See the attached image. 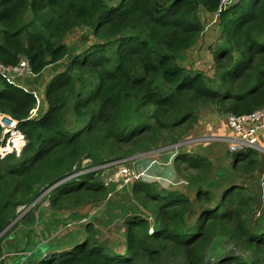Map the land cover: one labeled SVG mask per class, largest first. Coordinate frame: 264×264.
<instances>
[{"label": "trees", "instance_id": "obj_1", "mask_svg": "<svg viewBox=\"0 0 264 264\" xmlns=\"http://www.w3.org/2000/svg\"><path fill=\"white\" fill-rule=\"evenodd\" d=\"M221 1L0 0V62L16 65L26 56L37 77L50 66L63 69L47 82L33 118L35 95L0 76V114L17 120L27 141L10 130V146H25L20 157L0 156V234L19 216L20 206L31 205L47 190L53 210L48 218L39 208L31 229L20 222L11 226L0 239V263L6 252H13L10 256L20 264H155L171 257L182 264H208L207 254L219 235L240 244L250 257L234 252L218 258L217 264H264L261 188L258 182L252 184L247 194L244 182L235 183L234 172L264 171V161L254 149L234 153L227 169L212 166L206 157L178 155L177 171L191 179L184 190L162 192L133 183L144 207L154 210V228L150 232L143 208L132 201L130 207L119 208L110 217L118 215L119 223L124 222L123 251L91 242H102L95 219L98 210H106L110 218L108 210L117 202L116 183L96 182L93 172L69 178L85 158L103 165L139 149L148 151L169 138L178 141L202 106L224 115L252 113L264 106V0H241L221 12L204 35ZM76 28L85 31L87 42L94 39L87 49L82 40L67 42ZM217 35L220 39L213 47ZM207 46L213 62L206 71L214 70V76L184 61L194 48L205 52ZM35 77H26L25 84ZM2 129L0 124V140ZM186 170L200 173L190 177ZM103 201L107 205L86 215L77 211ZM73 207V223L88 220L81 227L86 240L60 245L59 251L45 249L50 251L45 256L25 255L29 249L24 232L33 233L41 222L47 223V233L62 228L65 214L60 211ZM33 220L32 212L22 223ZM18 227L24 232L11 234L3 244L4 236ZM18 241L25 245L6 250Z\"/></svg>", "mask_w": 264, "mask_h": 264}, {"label": "rangeland", "instance_id": "obj_2", "mask_svg": "<svg viewBox=\"0 0 264 264\" xmlns=\"http://www.w3.org/2000/svg\"><path fill=\"white\" fill-rule=\"evenodd\" d=\"M235 3V2H233ZM239 4V3H238ZM237 4H233L229 7L235 6ZM216 19V14L209 18L207 21V24L205 25V30H204V35L207 34L208 30L211 29V24L215 22ZM85 31L80 28H76L74 32H72L68 36V43L77 41L79 42L80 40L83 41L82 46L83 49H87L92 43L94 42V39L91 37L89 39V42L86 41L85 37H83L85 34ZM218 36V35H217ZM216 36V37H217ZM85 39V40H84ZM220 37L218 36L217 40L214 42L213 47H216L218 44V40ZM203 42V39H200L198 44H201ZM200 47L197 45L195 48ZM193 49L191 52H189V58H186L185 63L189 67H193L192 69H198V70H208L207 68L211 66V63L213 62L212 57H209V53L211 50L210 46H207V50L205 52H200L198 49ZM63 71L62 67L56 68V65L50 66L49 70H45L43 74H41V77H35L31 79V83H28L26 85L22 84V87L32 89V91L37 92L38 95L44 93L46 90V84L47 82L52 78V76L55 73H59ZM207 75L214 76L215 71L211 72H205ZM39 106V111L40 107ZM35 108H38V103L35 106ZM34 108V109H35ZM42 109V108H41ZM43 111V110H42ZM218 112V111H217ZM215 110H213V107L211 106H202L199 109L198 112V117L196 118L197 122L195 121H190V123L187 124L186 128H183V136L180 137L182 139H185L189 136H192L197 128V125L201 121L200 128L205 129V132L203 133H213L214 131H210L209 127L212 124L213 120L212 117L216 116L217 118H221L222 121L221 123L225 124L226 126V118L227 115L220 114L219 112L217 113ZM7 115V114H4ZM4 117V116H3ZM11 117V116H10ZM33 118V117H31ZM4 118L0 117V123H4ZM2 121V122H1ZM2 136L0 140V156L2 158H5L7 154L9 153H16L18 157L21 156L22 149L24 146L19 149H14L12 146H14L13 143H11V139L13 138V133H22L24 138L25 134L23 133L22 130L19 129L18 124H15L13 127L10 128V130H14L13 133H10V131L7 132L6 126L2 125ZM221 128L225 129L226 127L222 126ZM228 131V126L226 128ZM217 133V131H215ZM228 133V132H227ZM181 139V140H182ZM26 138H25V144H26ZM176 142L172 141L171 138H169L167 141H161L159 145L152 147L148 151H141L140 149L138 153H135L131 156L122 158L120 160H116L113 162H109L103 165H97L92 162V159L87 158L82 161V167L80 170H76L74 175L72 174L69 178L74 177V176H81L86 173L93 172L94 173V178L93 180L96 182H103L105 185H111L112 183H116V192L113 195L114 200L118 202V207L116 206L117 202L113 206V204L110 206V210H108V213L110 211V214L108 217L112 216L113 213L117 214L119 212V208L122 206H127L130 207L132 204L130 203L131 201L135 204H137L139 207L143 208L144 217L149 219L150 221V232H153L154 228V210L153 208H146L144 207L141 199L138 197L137 193L133 192V183L139 182V183H146L149 185L154 186L157 190H160L162 192H168L171 189H175L174 187H180L179 189H186V185L189 180L184 176L180 175L179 172L176 169V159L175 155L172 152L173 144ZM12 145V146H10ZM196 147V146H199ZM172 146V147H171ZM11 147V150H7ZM195 147V148H194ZM182 153H186V155H190V157H206L208 160L212 162V166L215 167H224L227 169L232 162V153L228 151V147L226 143L216 141V142H211V143H201L198 145H194L191 149V151H186L184 150ZM257 154L261 160L264 161V154L260 153L257 151ZM195 157V158H196ZM262 157V158H261ZM205 168L212 172L213 169L209 166V164L205 160ZM186 167V165L184 166ZM146 171V174L144 173ZM230 171V170H229ZM255 171V170H254ZM251 172L247 175H242V173H238L237 171H234L235 174L237 175L233 179H230L229 181L235 180V183H243V185L247 187V190L245 189V192L247 194L251 193L250 190V185L256 184L258 182V185L261 188V197L263 199V203L261 204V207L264 205V171L261 170L260 168H257L255 172ZM186 172L189 174L190 177L195 176L196 174L200 173V171H188ZM232 172V171H231ZM233 173V172H232ZM179 177V179H183L186 181L183 185H175L176 180L175 178ZM238 176H243L245 181L242 179H239ZM172 181H169L171 180ZM61 182H59L60 184ZM107 183V184H106ZM242 185V186H243ZM144 187L143 185H140V188ZM169 189V190H168ZM50 200L49 198V190L45 191L40 197L31 205L28 206H20L18 208L19 211V216L13 221V223L4 231L0 234V239L3 237V235L9 230V228L15 224H22V228H27L31 229V227H34L38 221V211L39 208L45 209V217H53V210L50 209ZM120 202V203H119ZM108 203V202H107ZM105 201H103L101 204H92L84 206V207H73V209H66L60 211L61 213L65 214L64 218L65 220L63 221L62 228H52L50 232L47 233L46 231V226L47 223H38L39 226H37V230L34 231L33 233H25L24 231L20 230V227H18L15 231H10L8 234L4 236V241L2 242L5 244L8 239V237L15 233V232H24L23 238L26 239V244H28L27 248L29 251L25 255H29L30 253H34V256L41 254L43 255L46 250H61L60 245L63 244H71L74 246L77 243L83 242L86 240V234L84 228L82 229V224L84 222H71V216L74 210L77 209L79 210L80 214L86 215V213L91 212L94 210L96 207L102 205L100 208H102L104 205H107ZM121 204V205H120ZM120 205V206H119ZM67 207H71L68 205ZM109 207V206H108ZM261 210V209H260ZM260 210L257 211V214L260 213ZM34 213V220L33 221H28V222H23L22 219L27 218L29 215ZM99 217L95 219V226H101V231L102 234L100 238L102 239V242H97L92 240L91 242L97 243V244H102L104 246H109V247H115L121 251L124 249V234H125V226L124 222L119 223L120 217L117 215L115 217H106V210H98ZM118 221V222H117ZM73 223V224H72ZM18 224V225H19ZM17 225V226H18ZM82 230V231H81ZM81 231V232H79ZM17 232V233H18ZM45 232V233H44ZM33 241L31 240V238ZM98 236L96 235L92 239H96ZM35 238L37 240L35 241ZM15 239V236H14ZM100 239L98 238V241ZM230 238L228 237H221L217 236L215 238V244L213 247L209 250L207 254V260L209 261L208 264H217L218 258L225 256V258L230 257L231 254L236 252L237 254L241 255V257H244V259H248L250 257V253L244 252V249L240 244H236V242L229 241ZM2 241V240H1ZM16 241V240H15ZM71 242V243H68ZM90 243V242H89ZM25 243H22L18 241L17 243H13V245H7L5 246L7 251L12 250V247L14 246H24ZM71 249V247L67 248ZM13 253V252H12ZM10 252H6L1 259L5 257H11ZM15 257H11V261L8 264H20L19 261H16ZM182 260L178 258H167V259H162L160 262H156L155 264H182ZM2 264V263H0ZM3 264H7V261H5Z\"/></svg>", "mask_w": 264, "mask_h": 264}, {"label": "built area", "instance_id": "obj_3", "mask_svg": "<svg viewBox=\"0 0 264 264\" xmlns=\"http://www.w3.org/2000/svg\"><path fill=\"white\" fill-rule=\"evenodd\" d=\"M240 1L241 0H222L216 15L215 22L221 12L227 10L229 6L233 4L240 3ZM0 76L6 79L8 83L23 88L27 92L33 93L35 95L38 108L34 107L35 109L33 108L30 111V115L31 117L37 116L39 113V106L41 105V96L38 95L37 92L32 91V89L21 86L24 84V79L26 77L36 76L31 67L29 58L26 56H21L16 65H6L0 62ZM225 121L226 127L228 126V133L213 132L189 136L172 145V152L175 155H178L182 149L188 148L192 145L216 141L226 143L228 151L232 154L241 151H247L248 149L264 152V146H261L257 143L259 133L264 130V106L252 113L241 115L227 114ZM144 173L146 174V171H144ZM80 222L87 223L88 220L87 218H83Z\"/></svg>", "mask_w": 264, "mask_h": 264}, {"label": "crops", "instance_id": "obj_4", "mask_svg": "<svg viewBox=\"0 0 264 264\" xmlns=\"http://www.w3.org/2000/svg\"><path fill=\"white\" fill-rule=\"evenodd\" d=\"M208 33V32H207ZM209 38V37H208ZM212 120H213V122H212V124L210 125V127H209V129H210V131H217L218 133H227L228 131L226 130V126H225V124L223 123H221V121H222V119L221 118H217L216 116H213L212 117ZM200 124H201V121L199 122V124L197 125V128L195 129V131L194 132H196V133H194L195 135H202V134H205V133H203V132H205V129H203V128H200ZM222 126H224V127H226L225 129H223V128H221ZM257 143L259 144V145H261V146H264V130L263 131H261L260 133H259V136H258V138H257ZM196 147H199L200 148V145L199 146H196ZM195 148V147H194ZM192 149V148H191ZM174 188H176V187H174ZM177 188H180V187H177ZM176 188V189H177ZM72 222V221H71ZM118 222V221H117ZM59 251V250H58ZM47 253H50V251L48 252H45L44 254H43V256H45ZM6 258H8V259H6ZM5 259H4V261L2 262V264L5 262V261H7V264L11 261V259H9V257H6ZM26 261V260H25ZM21 264H26L25 262L24 263H21Z\"/></svg>", "mask_w": 264, "mask_h": 264}, {"label": "clouds", "instance_id": "obj_5", "mask_svg": "<svg viewBox=\"0 0 264 264\" xmlns=\"http://www.w3.org/2000/svg\"><path fill=\"white\" fill-rule=\"evenodd\" d=\"M24 84H25V82H24ZM26 85V84H25ZM1 115H4V114H0V116ZM10 116V115H9ZM17 121V120H16ZM0 124H2L3 125V123H0ZM17 124H18V121H17ZM193 135H195V134H193ZM181 139L182 138H180L178 141H176V143H178L179 141H181ZM175 143V144H176ZM198 144H201V143H198ZM198 144H195V145H198ZM174 145V144H173ZM227 145V144H226ZM194 145H192V146H190V147H188V148H185V149H182L180 152H179V154L178 155H186V153H182L184 150H186V151H191V148L193 147ZM257 151V150H256ZM258 152H260V151H258ZM260 153H262V154H264V152H260ZM178 155L176 156V157H178ZM175 157V158H176ZM198 157H202V156H198ZM85 159H87V158H85ZM175 180H176V183H175V185H183L184 183H186V181L185 180H183V179H179V177H177L176 176V178H175ZM169 181H172V179L171 180H169ZM61 183L63 182V181H60ZM60 183V184H61ZM59 185V183H57L56 184V186H58ZM81 221V220H80ZM2 260V259H1Z\"/></svg>", "mask_w": 264, "mask_h": 264}, {"label": "bare ground", "instance_id": "obj_6", "mask_svg": "<svg viewBox=\"0 0 264 264\" xmlns=\"http://www.w3.org/2000/svg\"><path fill=\"white\" fill-rule=\"evenodd\" d=\"M0 117L5 119L3 125L6 126L7 132L10 131L11 127H13L15 124H17V121L15 119H13L12 117H10L9 115H1Z\"/></svg>", "mask_w": 264, "mask_h": 264}]
</instances>
